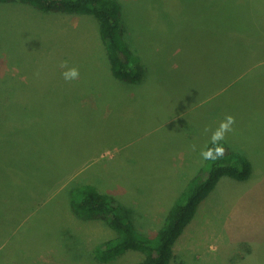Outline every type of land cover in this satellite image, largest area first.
I'll return each mask as SVG.
<instances>
[{"label": "rangeland", "instance_id": "1", "mask_svg": "<svg viewBox=\"0 0 264 264\" xmlns=\"http://www.w3.org/2000/svg\"><path fill=\"white\" fill-rule=\"evenodd\" d=\"M118 2L130 80L113 76L93 15L0 2V264H136L140 251L96 258L117 232L78 217L70 189L93 185L152 237L207 168L200 151L227 115L224 142L251 175L220 179L171 264H264V0ZM216 33L237 64L207 87ZM63 61L78 80L63 79Z\"/></svg>", "mask_w": 264, "mask_h": 264}, {"label": "trees", "instance_id": "2", "mask_svg": "<svg viewBox=\"0 0 264 264\" xmlns=\"http://www.w3.org/2000/svg\"><path fill=\"white\" fill-rule=\"evenodd\" d=\"M16 0H0L11 2ZM46 12L93 15L99 22L100 36L105 44L110 68L117 79L130 80L135 76L130 49L123 39L118 0H18ZM217 25V23H216ZM224 155L217 161H207L169 209L162 226L150 237L138 231L128 210L116 199L96 191L89 183L70 189L71 210L83 219H103L117 235L95 248L100 261H109L129 250L144 254L136 264H171L176 254L174 246L188 224L194 219L198 207L215 189L220 179L227 175L239 180L248 179L252 172L251 160L244 153L232 150L220 142ZM207 147H212L211 143ZM178 264H184L180 261Z\"/></svg>", "mask_w": 264, "mask_h": 264}, {"label": "clouds", "instance_id": "3", "mask_svg": "<svg viewBox=\"0 0 264 264\" xmlns=\"http://www.w3.org/2000/svg\"><path fill=\"white\" fill-rule=\"evenodd\" d=\"M60 67L64 69L61 75L66 82H71L79 79L80 72L79 69L75 66L68 67V62L63 61L60 64ZM235 124V118L231 115H227L223 121L220 122L219 126L212 131L210 136V143L212 147H205L200 151V156L205 161H217L221 159L224 155L225 149L220 143L225 140L226 135L229 132H232L233 125ZM205 132H208L209 129L205 128ZM191 150L195 151L196 146L190 145Z\"/></svg>", "mask_w": 264, "mask_h": 264}, {"label": "crops", "instance_id": "4", "mask_svg": "<svg viewBox=\"0 0 264 264\" xmlns=\"http://www.w3.org/2000/svg\"><path fill=\"white\" fill-rule=\"evenodd\" d=\"M237 33V34H236ZM239 33H242L240 31H234V35H233V39L231 40L232 42L235 41L237 38L239 37ZM218 37L221 38L220 42H215V44H210L208 46H204L205 48H208V52L213 54V57H210L208 60V65H209V69H210V73L207 74V77H205L204 80H207L208 82L205 84V86H209L212 85V83L217 81V76L221 77V73H222V69L225 72L227 70L228 67H230L231 64H237L236 62H232V60L229 59V57L227 56V54L232 53L230 50L233 51L232 48H224V45L222 43V36L220 34H215ZM229 35V34H228ZM230 40H228V42H231ZM226 42V46L230 44ZM204 52H207L204 50ZM238 54H244L241 51H237ZM226 61V64H223L224 60ZM190 62V61H189ZM189 62H187V59H179L178 60V64H180L181 68L182 67H186V64H188ZM203 60H200V63H202ZM105 98H110V97H105ZM108 102V101H106Z\"/></svg>", "mask_w": 264, "mask_h": 264}]
</instances>
